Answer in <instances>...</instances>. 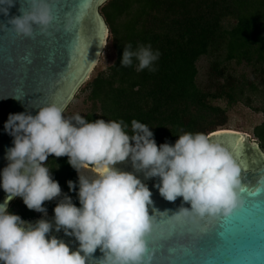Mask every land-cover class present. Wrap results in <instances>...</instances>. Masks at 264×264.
<instances>
[{"label":"clouds","instance_id":"1","mask_svg":"<svg viewBox=\"0 0 264 264\" xmlns=\"http://www.w3.org/2000/svg\"><path fill=\"white\" fill-rule=\"evenodd\" d=\"M14 3L0 0V13L7 16ZM26 4L27 9L21 6L20 15L10 17L7 25L27 37L37 27L48 33L54 19L50 0ZM71 25V20L65 22L64 30ZM159 57L150 44L135 49L127 44L120 64L132 67L135 61L137 72L155 71ZM37 108L35 115L10 113L4 123L13 140L5 153L7 164L0 169V189L6 193L0 202V264H86L97 249L103 253L99 264H153L148 237L161 212L153 208L149 214L152 192L137 172L145 178L159 177L154 187L164 199L174 202L182 197L190 204H182L170 216L176 220L208 222L230 217L244 206L240 167L224 146L204 133L185 132L172 144L158 145L151 128L136 120L129 134L123 121H90L79 113L66 116L64 107L54 103ZM49 156H66L77 171L79 206L62 195L46 166ZM129 159L135 171L116 167ZM67 184L70 191L77 189V182ZM17 197L45 216V202L60 199L52 221L42 217L33 223L9 211V202ZM61 230L75 237L77 248L51 234Z\"/></svg>","mask_w":264,"mask_h":264},{"label":"trees","instance_id":"2","mask_svg":"<svg viewBox=\"0 0 264 264\" xmlns=\"http://www.w3.org/2000/svg\"><path fill=\"white\" fill-rule=\"evenodd\" d=\"M108 29L100 63L79 86V114L92 121H123L151 128L157 144L185 132L208 135L229 128L247 132L264 151V0H105L99 6ZM159 50L155 71L122 67L125 45ZM67 157L46 166L72 197L77 182ZM58 199L46 201L54 213ZM9 211L22 219L40 214L17 197Z\"/></svg>","mask_w":264,"mask_h":264},{"label":"water","instance_id":"3","mask_svg":"<svg viewBox=\"0 0 264 264\" xmlns=\"http://www.w3.org/2000/svg\"><path fill=\"white\" fill-rule=\"evenodd\" d=\"M50 3L54 19L48 33H42L37 27L31 37L18 34L7 25L10 17L20 15L21 6L27 9L26 0H15L7 16L0 13V25L8 26L0 27V169L7 164L5 153L13 140L4 130L8 115L18 112L35 115L38 106L49 103L63 106L66 114L81 94L79 86L101 59L108 29L99 12L100 0H50ZM69 20L71 28L65 31L63 25ZM207 136L224 146L240 167L241 184L246 189L243 208H249L250 212L236 211L223 221L211 220L207 230L201 231L204 221L170 217L182 204L184 207L190 204L183 202L182 197L174 202L164 199L154 187L160 178H145L143 172H137L152 192L149 214H153V208L161 212L148 237L149 249L154 253L153 264H264V255H261L264 252V214L258 207L259 202L264 201V151L241 131L216 129ZM116 166L135 171L130 159ZM75 175V196L79 205L76 170ZM248 192L259 194L249 196ZM5 196L0 189V202ZM165 211L167 214L163 213ZM42 217L52 221L54 214L42 213L24 220L34 223ZM51 234L63 239L72 249L78 247L75 237L66 235L63 230ZM102 256L97 249L86 264H99Z\"/></svg>","mask_w":264,"mask_h":264},{"label":"rangeland","instance_id":"4","mask_svg":"<svg viewBox=\"0 0 264 264\" xmlns=\"http://www.w3.org/2000/svg\"><path fill=\"white\" fill-rule=\"evenodd\" d=\"M82 99H83V93L81 92V94L78 96V98L75 100V102L72 104V106L69 108V110L66 112L65 115L66 116H71V115H73L75 113H79L82 110V103H81ZM231 116H232L231 117L232 124H231V126H229L228 129L237 130V128L235 127L234 124H236L239 120H241V117H240L239 114H232ZM237 131H241V132L245 133L246 136L248 135L247 138L250 141L255 140L252 137H250V135L247 132L242 131V130H237Z\"/></svg>","mask_w":264,"mask_h":264},{"label":"snow or ice","instance_id":"5","mask_svg":"<svg viewBox=\"0 0 264 264\" xmlns=\"http://www.w3.org/2000/svg\"><path fill=\"white\" fill-rule=\"evenodd\" d=\"M81 43H82V41H81ZM245 191H246V189H244V192H245ZM258 194H259V193L248 192V195H249V196H254V195H258ZM254 207H255V205H254ZM258 207H259V209H260V212H261L262 214H264V201H260ZM237 211H238V212H244V211L250 212V209H249V208H241V209H239V210H237ZM226 218H228V217H221V218H219V219H217V220H219V221H223V220L226 219ZM212 222H213V221L205 222V223H204V226L201 228V231H206V230H207V227H208V224H210V223H212ZM261 255H264V252H262ZM253 256H255V253H253Z\"/></svg>","mask_w":264,"mask_h":264},{"label":"bare ground","instance_id":"6","mask_svg":"<svg viewBox=\"0 0 264 264\" xmlns=\"http://www.w3.org/2000/svg\"><path fill=\"white\" fill-rule=\"evenodd\" d=\"M228 130H232V131H234L233 129H228ZM240 134V136H242V134L241 133H239ZM117 167V166H116Z\"/></svg>","mask_w":264,"mask_h":264},{"label":"flooded vegetation","instance_id":"7","mask_svg":"<svg viewBox=\"0 0 264 264\" xmlns=\"http://www.w3.org/2000/svg\"><path fill=\"white\" fill-rule=\"evenodd\" d=\"M47 213H50V212H47ZM40 214H42V213H40ZM40 214H39V215H40ZM52 214H54V213H52Z\"/></svg>","mask_w":264,"mask_h":264}]
</instances>
